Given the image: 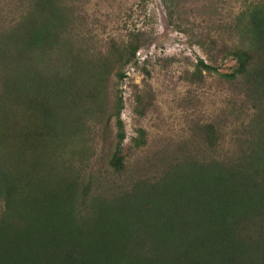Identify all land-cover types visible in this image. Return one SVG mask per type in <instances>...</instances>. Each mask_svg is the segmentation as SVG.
<instances>
[{"label":"trees","instance_id":"16d2710c","mask_svg":"<svg viewBox=\"0 0 264 264\" xmlns=\"http://www.w3.org/2000/svg\"><path fill=\"white\" fill-rule=\"evenodd\" d=\"M240 1L220 36L164 0L204 48L192 78L217 75L228 107L120 179L131 148L121 86L151 35L103 44L73 0H0V264H264V0ZM133 93L145 115L148 90ZM132 139L145 143V130Z\"/></svg>","mask_w":264,"mask_h":264},{"label":"rangeland","instance_id":"374dc122","mask_svg":"<svg viewBox=\"0 0 264 264\" xmlns=\"http://www.w3.org/2000/svg\"><path fill=\"white\" fill-rule=\"evenodd\" d=\"M73 1L82 9L77 10V14L87 20L86 29L103 44L112 39H127L129 33L136 30L151 35L150 43L138 52L139 65L130 66L129 77L121 86L126 98L123 111L128 133L126 142L131 143V148L125 170L116 177L127 179L128 171L150 168L159 156L173 155L177 147L189 139L195 122L224 114L229 102L228 92L217 75L209 74L207 70H203L201 79L192 78L195 61L199 56L205 57L204 48L193 41V36L173 26L164 0ZM182 2L183 5H179L180 20L197 24L199 34L219 31L220 36L223 21L230 20L243 4L240 0H221L222 3L215 7L207 0ZM222 37L226 38V35ZM219 62L222 71H230L234 59ZM136 89L139 92L148 90L150 94L149 110L145 115L132 111ZM8 112L11 113L10 107ZM3 115L4 106L0 111V116ZM137 127L145 130L146 142L139 146L132 139L137 134ZM93 163L106 172V160L100 152ZM112 175L114 177V173Z\"/></svg>","mask_w":264,"mask_h":264}]
</instances>
